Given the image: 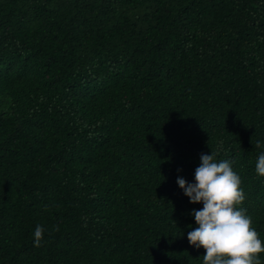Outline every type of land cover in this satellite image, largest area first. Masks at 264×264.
I'll return each mask as SVG.
<instances>
[{
	"label": "trees",
	"instance_id": "trees-1",
	"mask_svg": "<svg viewBox=\"0 0 264 264\" xmlns=\"http://www.w3.org/2000/svg\"><path fill=\"white\" fill-rule=\"evenodd\" d=\"M211 149L264 242V0H0V264H203Z\"/></svg>",
	"mask_w": 264,
	"mask_h": 264
},
{
	"label": "clouds",
	"instance_id": "clouds-1",
	"mask_svg": "<svg viewBox=\"0 0 264 264\" xmlns=\"http://www.w3.org/2000/svg\"><path fill=\"white\" fill-rule=\"evenodd\" d=\"M254 147L259 148L257 142ZM212 150V149H211ZM218 153L201 154L200 165L194 174L195 183L183 177L177 184L192 204H203L190 215L198 227L189 226V243L206 249L203 264H260L259 254L264 253V242L252 227V219L236 206L245 200L241 179L229 160H217ZM256 172L264 177V153L258 156ZM58 230V229H57ZM44 229L37 225L34 246L40 247Z\"/></svg>",
	"mask_w": 264,
	"mask_h": 264
}]
</instances>
